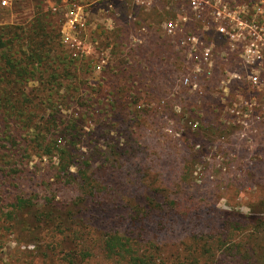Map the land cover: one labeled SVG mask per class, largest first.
<instances>
[{
    "label": "rangeland",
    "instance_id": "obj_1",
    "mask_svg": "<svg viewBox=\"0 0 264 264\" xmlns=\"http://www.w3.org/2000/svg\"><path fill=\"white\" fill-rule=\"evenodd\" d=\"M1 1L0 28L12 32H0L4 42L14 35L26 50L34 32H13L46 14L50 38H34L71 57L76 78L62 85L113 109L83 122L72 157L37 152L21 129L30 156L0 149V264H264V119L232 123L224 101L235 92L222 101L218 77L203 96L181 87L177 70L191 66L177 50L181 33L164 28L177 23L208 41L191 23L209 19L191 17L185 0H112L110 10L107 0ZM64 2L83 7L86 22L62 23L51 9ZM54 54L49 71L62 66Z\"/></svg>",
    "mask_w": 264,
    "mask_h": 264
},
{
    "label": "built area",
    "instance_id": "obj_2",
    "mask_svg": "<svg viewBox=\"0 0 264 264\" xmlns=\"http://www.w3.org/2000/svg\"><path fill=\"white\" fill-rule=\"evenodd\" d=\"M185 1L191 17L209 19V23L191 24L208 32L212 39L207 41L203 35L187 28L183 30L177 23H165L169 37L172 38L177 31L179 35L181 33L177 50L180 48L185 52L186 61L191 66L188 71L183 66L177 70L181 75L180 86L203 96L210 90L212 79L218 77L217 89L222 101L231 91L235 92L231 99L224 101L231 122L249 129L253 123L264 119V110H259L264 109V0ZM107 2V9H112V0ZM1 4L6 6V0ZM51 11L62 23L82 25L86 22L81 6L64 2L52 7ZM63 34H66L63 42H70V36ZM77 43L81 44L80 41ZM241 136L247 137V134Z\"/></svg>",
    "mask_w": 264,
    "mask_h": 264
},
{
    "label": "trees",
    "instance_id": "obj_3",
    "mask_svg": "<svg viewBox=\"0 0 264 264\" xmlns=\"http://www.w3.org/2000/svg\"><path fill=\"white\" fill-rule=\"evenodd\" d=\"M36 16L26 23L27 27L17 28L13 32L17 36L16 38L23 31L26 33L30 29L31 32H34V36L31 34L29 40L26 41V50H22L14 43V35L13 37L10 35L5 42L0 37V48L4 49L0 55V82L5 84L3 89H0V138L3 136V139H0V149L16 157L21 152V155L30 156L28 148H21L20 134H17L21 129L25 130V135L29 134L28 132L32 133L31 139L28 140V146L32 149H37V152L40 151L48 156L52 155L55 150L63 160L65 154L73 156L72 147L80 135V127L83 122L94 116V113L99 110L101 113L104 111L106 114L112 113L113 106L108 110L111 101L108 103L103 97L101 98L104 102L102 106H98L101 104L99 99L89 96L76 98L75 91L69 84L62 85L65 76L70 79L76 78L70 73L67 66L71 57L68 52H59L60 49L54 50L52 46L55 42L51 39L35 41L34 37L36 36L40 38L46 36L43 31L44 26L47 25L45 20L48 18L46 14ZM8 29V27H1L0 32L4 35L10 34L11 31ZM28 34L25 36L28 37ZM54 34L57 39L59 35ZM49 36L50 34L46 37L50 38ZM59 47L64 49L61 45ZM52 52L55 53L53 61L62 64L61 71H59L61 67L52 71L46 68ZM30 78L39 81L43 88L33 90V92H24L22 84L25 85L24 83L28 82ZM71 83H76V81L73 80ZM50 84L56 85V87L47 88ZM64 111L70 113L63 114ZM45 113L46 119L43 121ZM38 115L41 116L42 122L34 121ZM90 163L91 161L80 162L77 164V168L82 170V164L88 166ZM13 165L15 168L19 164L16 162ZM261 223L264 225V222ZM121 246L125 248L124 242L121 243ZM117 248L110 245L108 250L114 251ZM244 255L247 256V250L243 252L241 258ZM130 262L131 264H145L139 260V257L134 256L130 257ZM222 263L224 264V262Z\"/></svg>",
    "mask_w": 264,
    "mask_h": 264
},
{
    "label": "crops",
    "instance_id": "obj_4",
    "mask_svg": "<svg viewBox=\"0 0 264 264\" xmlns=\"http://www.w3.org/2000/svg\"><path fill=\"white\" fill-rule=\"evenodd\" d=\"M63 1H65V0H63Z\"/></svg>",
    "mask_w": 264,
    "mask_h": 264
}]
</instances>
